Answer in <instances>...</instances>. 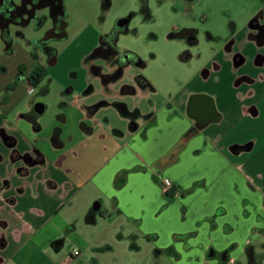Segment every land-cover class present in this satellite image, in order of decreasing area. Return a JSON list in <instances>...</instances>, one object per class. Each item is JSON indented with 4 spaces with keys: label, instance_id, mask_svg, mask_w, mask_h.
<instances>
[{
    "label": "crops",
    "instance_id": "1",
    "mask_svg": "<svg viewBox=\"0 0 264 264\" xmlns=\"http://www.w3.org/2000/svg\"><path fill=\"white\" fill-rule=\"evenodd\" d=\"M252 15L251 9H245L239 22L233 23L235 49L245 58L244 67L233 70L219 48L202 65L204 70L179 82L159 108L150 101L148 112L137 106L130 110L125 97L146 98L155 93L153 85L143 78L148 89L137 90L135 96L126 94L125 85L115 92L114 103L105 105L118 111L119 127L92 121L99 109L86 103V93L78 94L84 87L63 88L53 80L48 93L54 84L58 94L51 104L46 101L48 93L41 97L45 110L34 129L33 121L19 114L43 86V79L34 86L26 77L39 64L24 51L1 58L10 74L19 63L25 64L27 73L0 111V131L15 144L3 145L0 136V264H39L35 252L44 255L46 264H54L67 243L90 247L78 235L79 223L87 229L105 218H113L114 232L119 228L130 232L131 246L138 248L134 251L140 249L137 240H146L154 264H163L165 255L172 264H237L246 258V247L262 244L264 227L258 224L264 221V31L263 43L258 44L257 30L247 27ZM190 55L181 63H190L195 57ZM258 55L263 57L262 66L253 65ZM39 67L49 75L47 67ZM209 106L215 117L193 131L195 120L189 111ZM134 110L142 120L131 129L126 113ZM46 115L51 116L44 120ZM75 118L79 128L68 131ZM56 129L60 131L54 136ZM52 138L61 145L52 144ZM99 150L100 159H89L86 167L69 164L84 151ZM25 154L41 161L27 167L18 158ZM88 166L94 168L85 175ZM95 202L100 204L99 213L91 209ZM218 212L227 218L220 220ZM254 215L256 220L250 223ZM60 239L63 243L53 247ZM90 249L95 254L112 251L104 242ZM78 256L71 253L65 260ZM94 258L92 264H99Z\"/></svg>",
    "mask_w": 264,
    "mask_h": 264
},
{
    "label": "rangeland",
    "instance_id": "2",
    "mask_svg": "<svg viewBox=\"0 0 264 264\" xmlns=\"http://www.w3.org/2000/svg\"><path fill=\"white\" fill-rule=\"evenodd\" d=\"M142 1L144 0H111L110 8L103 12L98 0H65L63 6L68 23L65 29L66 38L48 44V48L56 54L55 63L51 67L48 62H44L45 66L50 67L47 69L51 81L54 80V84L63 85V88L67 85H73L77 89L84 87L78 94L83 96L86 93V103L99 109L96 112L97 119L92 121L101 123L102 127L106 124L115 127L121 125L122 121L118 111L105 105H112L115 101L113 99L116 96L115 92H119L125 85H133L136 76H142L148 80L153 85L155 93L148 94L146 98L127 96L125 104L130 110L137 106L141 111L148 112L151 101L156 108H159L179 82L189 80L196 70H204L202 65L210 61L211 52L206 43V33L222 36L225 31H228L230 23L239 22L240 15L245 9H252L261 2V0H198V4L194 8V14L198 19L192 22V18L185 13L186 6L181 0H147L146 4L152 17L151 20H146L140 12ZM132 13H135V16L129 20L127 29L133 33L120 34L117 37L116 46L119 51L128 53L130 59L136 63L143 62L145 67L141 69L135 65L129 66L123 72L119 82L106 86L102 83V78L92 76L88 68L91 65L101 66L104 68L102 71L104 76L109 75L110 70L106 69V66L104 67V62L101 60L89 57L98 47L101 36L108 33L110 29L117 26L120 20L129 17ZM191 25L200 29L201 42L199 47L193 49L192 53L195 57L191 62L181 63L180 53L182 54L183 51V43L168 37L171 33ZM54 84L46 98L48 104H51L52 98L58 94V91L54 90L56 86L53 88ZM50 116L46 115L44 120ZM53 119L56 120L54 116ZM69 125L68 131L75 132L76 128H79L76 118L72 121V125L70 123ZM105 143L110 144V142ZM99 152L100 150L94 151V153L88 151V154H85L84 151L80 158L70 160L69 164L72 167H86L85 163L98 156ZM106 156L107 154L103 155L104 158ZM99 159L100 156H98ZM93 168L88 166L85 175L90 174ZM249 202L251 201L249 200ZM261 205L262 202L259 201L257 205L259 212L262 209ZM218 213L220 220L227 218V216H222L221 212ZM255 220L254 215L250 223ZM260 223L263 224H258V226L264 227V221H260ZM112 227L113 218H105L99 222L98 226L87 229L79 223L77 225L78 235L82 237L83 242L90 247L97 242H104L111 247L112 251L95 254L90 247L80 246V244L73 246V244L67 243L62 252L54 259V264H92L95 262L91 260L92 257H95L94 259L99 264H154L152 263V247L146 240H137L136 243L140 249L134 251L131 246L133 241L130 239V232L125 228H119L114 232ZM262 235L260 236L261 243H264V233ZM119 237H122L121 240ZM124 237H126L125 240ZM259 243L253 245L258 248ZM73 250L78 251L79 256L72 257L73 260L67 262L65 259L71 258L70 254ZM33 256L39 264H46L43 254L35 252ZM243 258L245 257L243 256L240 262L237 261V264L242 263L243 260L246 263V258ZM161 259L163 264H172L166 261V259L168 260L166 255ZM262 264H264V260Z\"/></svg>",
    "mask_w": 264,
    "mask_h": 264
},
{
    "label": "flooded vegetation",
    "instance_id": "3",
    "mask_svg": "<svg viewBox=\"0 0 264 264\" xmlns=\"http://www.w3.org/2000/svg\"><path fill=\"white\" fill-rule=\"evenodd\" d=\"M65 0H0V59H10L18 54L19 51H24L26 56L33 62L45 66L44 62H48L50 67L55 63L56 54L52 49L48 48L49 42L61 41L66 38V16L63 6ZM185 6V13L192 18V22L198 19L194 14V8L198 4V0H181ZM147 0L142 1L140 12L144 18L152 17L149 14V10L146 4ZM262 3L256 4L252 9V17L247 23V27L250 29L257 30L258 34L255 37L256 42L263 43V31L261 21L264 17L262 14ZM264 11V10H263ZM135 16V13L130 14L129 17L124 18L120 21H124L123 25H118L109 30L108 33L101 36L99 45L94 49L90 55V59H98L104 62L110 70L109 75H102L101 69L103 67H95L90 71L91 75H96L102 78V83L106 86L115 83L117 79L123 76V72L127 70L129 66L135 65L141 67V61H133L128 56V53L121 52L116 46L117 37L120 34L128 35L133 33L127 28L131 17ZM252 21V22H251ZM233 23L228 26V34L224 37L213 36L211 33H206V43L209 45L208 49L211 53L217 52L220 48L221 52L231 63L233 70H238L246 65L245 58L241 54V51L235 49V38H234V27ZM262 36V37H261ZM172 40H179L183 43V52L180 55H188L192 53L193 49L199 47L201 42V31L193 25L184 27L178 32L171 33L168 37ZM218 47V48H217ZM86 61V60H85ZM89 62V60H88ZM182 62V61H181ZM263 65V57L258 55L254 60L253 65ZM30 71L26 76L28 81L34 86L39 84L42 79L44 80L43 86L38 87L33 96L27 102V110L19 114L20 117H24L30 121H33V128L37 125L35 122L36 118L40 116L35 112V108L39 107V103L43 104L40 99L45 96L49 91L51 78L47 76L40 67ZM47 67V68H50ZM217 67V66H214ZM27 73V68L24 63L15 65L12 74L7 64L0 63V80H4L8 77V81L0 85V111L10 101L11 92L15 90L17 85L21 83ZM204 75L207 71L203 72ZM136 76L134 78L133 85L125 87L126 94L136 95L137 90L141 93H145L148 86L143 82L142 79ZM143 78V77H142ZM246 81H250V78L243 77ZM124 87L121 88V91ZM130 118V127L133 129L138 125V121L142 120L139 112L134 110L131 113H126ZM191 117L194 118L195 122L192 126V130L200 129L209 119L215 117L211 106L208 109H202L198 111H189ZM60 130L56 129L54 136H57ZM0 136L3 145L7 147H13V138L6 137L4 132L0 131ZM16 152L11 153V158H17ZM18 158L21 156L18 155ZM22 159V158H21ZM17 160V159H16ZM23 160L28 164L41 161L39 158L36 160H30L28 157H24ZM57 247V246H56Z\"/></svg>",
    "mask_w": 264,
    "mask_h": 264
},
{
    "label": "trees",
    "instance_id": "4",
    "mask_svg": "<svg viewBox=\"0 0 264 264\" xmlns=\"http://www.w3.org/2000/svg\"><path fill=\"white\" fill-rule=\"evenodd\" d=\"M101 4V10L103 12H106L110 6H111V0H98ZM146 20H151L150 17H147ZM189 56L188 55H180V61L186 62L188 61ZM145 64L141 63V67H144ZM140 79L144 80L142 77H139ZM38 126H35V129H37ZM55 146H60L61 143H59V140H56V138H52ZM63 243V240H57L53 242V247H56V245H60ZM133 249H138L137 247H134ZM167 252H170V250H167ZM225 253H222L221 256L225 257ZM245 254H246V264H262L264 260V243L260 244L259 247L257 248L256 246H248L245 248Z\"/></svg>",
    "mask_w": 264,
    "mask_h": 264
},
{
    "label": "water",
    "instance_id": "5",
    "mask_svg": "<svg viewBox=\"0 0 264 264\" xmlns=\"http://www.w3.org/2000/svg\"><path fill=\"white\" fill-rule=\"evenodd\" d=\"M262 12V14L264 13V11L262 10L261 11ZM252 22V21H251ZM124 24V21H120L119 23H118V25H123ZM45 110V106H44V104H41V103H39V107H36L35 108V112L37 113V114H39V115H41L42 113H43V111ZM24 157H28L30 160H33L34 158L31 156V155H29V154H25V155H23V156H21V160H22V162L24 163V165L25 166H27V167H32V166H35L37 163L36 162H34V163H32V164H28L27 165V163L23 160V158ZM91 209L93 210V212H95V213H99V211H100V204L98 203V202H95L93 205H92V207H91Z\"/></svg>",
    "mask_w": 264,
    "mask_h": 264
},
{
    "label": "built area",
    "instance_id": "6",
    "mask_svg": "<svg viewBox=\"0 0 264 264\" xmlns=\"http://www.w3.org/2000/svg\"><path fill=\"white\" fill-rule=\"evenodd\" d=\"M161 181H162L163 184H165L168 187V189H172L173 188L172 184L167 183L164 179L163 180L161 179ZM78 253H79L78 251L73 250L72 251V256H77Z\"/></svg>",
    "mask_w": 264,
    "mask_h": 264
},
{
    "label": "snow or ice",
    "instance_id": "7",
    "mask_svg": "<svg viewBox=\"0 0 264 264\" xmlns=\"http://www.w3.org/2000/svg\"><path fill=\"white\" fill-rule=\"evenodd\" d=\"M184 211L187 212V209H185Z\"/></svg>",
    "mask_w": 264,
    "mask_h": 264
}]
</instances>
